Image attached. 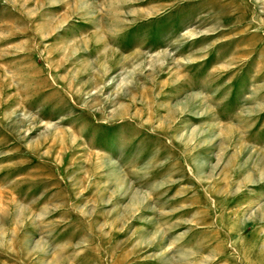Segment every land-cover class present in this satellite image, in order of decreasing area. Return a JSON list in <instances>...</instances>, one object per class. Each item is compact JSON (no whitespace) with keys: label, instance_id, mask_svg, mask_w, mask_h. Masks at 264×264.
I'll use <instances>...</instances> for the list:
<instances>
[{"label":"rangeland","instance_id":"obj_1","mask_svg":"<svg viewBox=\"0 0 264 264\" xmlns=\"http://www.w3.org/2000/svg\"><path fill=\"white\" fill-rule=\"evenodd\" d=\"M0 264H264V0H0Z\"/></svg>","mask_w":264,"mask_h":264},{"label":"bare ground","instance_id":"obj_2","mask_svg":"<svg viewBox=\"0 0 264 264\" xmlns=\"http://www.w3.org/2000/svg\"><path fill=\"white\" fill-rule=\"evenodd\" d=\"M240 25V24H239ZM250 47V46H249ZM245 50V49H244ZM246 53V52H245Z\"/></svg>","mask_w":264,"mask_h":264}]
</instances>
